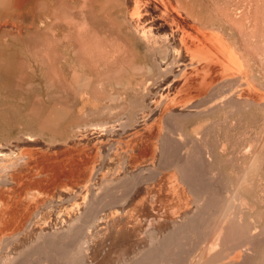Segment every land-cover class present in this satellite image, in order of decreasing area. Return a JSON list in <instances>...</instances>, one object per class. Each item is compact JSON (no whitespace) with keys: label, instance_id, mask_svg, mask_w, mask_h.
<instances>
[{"label":"rangeland","instance_id":"1","mask_svg":"<svg viewBox=\"0 0 264 264\" xmlns=\"http://www.w3.org/2000/svg\"><path fill=\"white\" fill-rule=\"evenodd\" d=\"M0 1H2L1 2L2 5L4 3H6V1H7L6 7H5V5H3L4 8L2 6H0V74H1L0 76H2L1 78H3V79L0 78L1 79L0 80V145L3 146V149L4 148L5 149L16 148V147H20V146L23 147L24 144H25L24 147H31V146H33V144L36 141L37 144L36 143L35 144L37 146L39 145L38 149L40 151H43L42 153H44L45 155H48V160L50 161V162L47 161V159L42 160L43 161V162L41 161L42 164L40 163L42 166L40 164H36V166L32 169V171L29 172L30 174L29 173L26 174V176L24 178L23 185H22V187H24V190L22 188L21 192L19 194H16V195H18L17 197H14L16 195H12L9 198V200H10V202H12V204L13 203L15 204L17 202L20 205V207H22L23 204L25 205L27 203H34L35 205H38L37 211L38 210L39 211L41 210V211H40V213L38 212L39 217H37V218H41L43 216V214L45 215L46 211H47L46 213H48V211H49L50 212V213H48L49 216H48V214H46L47 216H45V217L43 216V218H45V220H46L45 222L48 223V221H49L51 223V225H50V223H48V226L50 228L47 227L44 230V232H46V233L43 234V237H44V235H46L47 239H45L46 237L43 239L42 236L40 238H35L30 243V245L28 243L25 247L22 248L23 250L20 249L21 252L19 251V253L17 254L18 256L15 255L16 256V257L14 256L15 258L12 257L13 259L11 258L7 262L0 260V264H68V263L69 264H71V263L72 264H74V263L75 264H77V263L83 264L84 263L83 258H82V260L75 259V261H74V255L72 254L73 252H75L79 249L78 247H77L78 249L75 248L76 247L75 243L78 242L75 239L76 237H78V236H75V233L76 232L80 233L81 232L80 230L82 229V231H83L87 225L90 228V225L92 224L93 219L85 217L84 219L85 220L87 219L86 220L87 222L85 223V221H83V216H82V219L80 218L79 221L83 222V224L85 225V228H83L84 225L79 223V224H81V225H79L80 230L78 229L79 228V226H78L79 221H77V224H75L73 226L74 228L71 226L72 222H68L69 224H65L67 226V228L65 227L66 229L71 227L74 230H72V229L66 230V229H64V225H63V227L61 225L59 227L61 229L60 230L62 232L61 233L59 231V228H58L59 223L57 221V220H59L60 216L59 217H57V216L60 215V212L57 210L58 205L56 207V203H54V202L58 201V198L63 201V200H65V197L68 195H64L63 199H62V196H61V198H60V196L59 197L56 196V195H58L57 192L58 193L61 192L59 187H56L57 186L56 185V186L49 187L47 190H45L44 191L45 194L40 195L41 193H39V194L36 193L37 196H36V194H34V195L31 194L33 197L35 196L33 198L30 195V193H32L33 191H36V190H31V187L36 185V183H39L38 182L39 179L40 180L41 179H48L49 181L53 182V181H55V178L57 177L56 174H60L61 178H62V180L60 179L61 184L65 185L67 188H70L72 190H76V189L81 190V188L83 187V183H87V185H88V183L89 184L91 183L89 185V192L91 193V189H92L93 195L92 194L89 195V201H90L91 199H93L95 197L96 193L101 192V190L98 188H99V186H102L104 184V183H102V182H104V180L113 179V175H112L113 173L112 172L114 171V168L113 167L109 168V166H108L109 160H106V162H108V163H106L105 159L103 158V157L109 156L108 155L109 154L108 145H100L99 146V143L94 144V143L87 142V141L81 142L82 139H85V136L83 135V137H82V134L79 135L78 131H79V129L86 130V128H88V127H90V129H91V126L96 127L98 125V123H99V125H101V124L103 125V123H104V125H106V123L110 122L111 123V124L109 123L110 126L111 125L116 126L117 124H122L123 122H125V120H124L125 118H127L126 120H128L127 121L128 123L130 121V124H127V122H126L125 124H122V125L127 124V126L128 125L132 126V124H134L133 127L138 126V128H139L140 126H142V124H141L142 122H140V118L139 119H137V118L143 112L142 109L147 106V103L149 101H151V99L153 97L152 95H155V93L157 94L159 89H161L159 82H161V80L163 78H165V76L160 71L158 62L155 61L156 52H155V50L150 48V46L147 44V42L145 40H143L141 38V36H136L138 33L136 32L134 25L131 24L132 22H131L130 16H129L140 5L142 6L143 3L140 1V3H139L140 5H139L137 0H119V1L118 0H63V1L62 0L61 1L60 0H54V1H57L56 3H53L54 1L51 3L52 0H28V1L27 0H21V1L20 0H4L5 1L4 3H3V0H0ZM11 1H12V3H11ZM23 1H24V4H22ZM116 1H117V3L120 4V6H118L119 4H117ZM149 1L150 0H148V1L145 0L143 2L146 5L147 4L153 5L154 2H157L158 0H151L150 2ZM8 2H9V4H8ZM159 2H161V3H159ZM159 2H157L158 3L157 5L161 4L162 7L165 6L162 8L159 5V9L161 11L165 10V12L163 11L164 13L161 11H160L161 12L160 13L157 10L158 7L156 4L153 6L149 5V7L147 5V7L150 8V10L147 9L145 4L143 5V8L147 9L148 15L150 17H151V14H153L152 16L157 15L156 17L154 16L155 19H152V21L157 19L161 23V24L158 23L157 20H156L157 23L154 21V23L156 24L155 25L156 28L160 29L163 25L164 28L163 27L162 28L164 30L162 28H161V30L163 32L162 35L164 37H163V39H161L159 41V42H161V44H163V42L166 43V44H163V46L170 45L174 42V40H171L173 35L175 37L178 36L180 29L178 32L176 31V28L178 29V27H179V26H177V24L179 23V18H177V16L183 15L182 20L184 21V26L189 22L187 25L189 26V24H190V26L187 27V25H186V28H189L188 30L192 29V31H190L191 34H194V33L199 32V31L200 32L205 31L204 33L207 34L208 36H212V34H213L212 37L216 36L218 39H220V41L222 42V44L224 46V51H225V53H227L226 54L227 59L228 60L232 59L236 65L235 70H229V69H226L224 67V70H222V72H221L223 75L221 74L222 77L219 79V81L217 80L216 81L217 83L215 81L209 82L210 85L207 84V87H206L204 92H201V91L196 92V90H193L195 92L191 91L192 93H189L188 97H185V99L186 98L188 99L190 96H191V98H189L188 100L183 99V101L178 100V103L184 102L185 106L190 105V104L191 105L196 104V102L202 103L203 102L202 100H204V103H205V101L207 103V102H209L207 97L210 98L209 94H211V92H212V94L214 96L211 94L210 96L212 99H210V100L211 101L213 100L212 101V104H213V102L215 103L216 99L219 97L218 95H220L219 98H221V100H222L225 98V96L226 97L227 96H233V95L235 96V95H237L236 93L240 92V94H238L237 96L241 97L242 92L244 90H248L247 88H250V90H253V91L258 90L257 93L261 96V98H264L263 97L264 93L262 94V92H264V90H263L264 89V87H263L264 86V83H263L264 82L263 81L264 80V61H263V59H264V57H263L264 56V43H263L264 42V14H263V10H262V9H264V0H255V1L254 0H249V1L248 0H182V1L181 0H165V1L159 0ZM163 2L164 3L166 2V4H164ZM252 2H253V4H252ZM25 3H27V4H25ZM173 3H174V5H173ZM177 3H179L178 5H182L181 9H179L180 6H178ZM52 4H54V6H50ZM185 4L187 6L186 10H188L189 14H190L188 16H186V14H185L188 12L187 11L185 12L182 8L183 6L185 7ZM19 5H21V6H19ZM166 5L167 6L169 5V7H171V8L170 9L168 7L166 8ZM11 6H13L12 8H15V9H12ZM133 6H134V8H133ZM151 6H152V9L155 8L154 9L155 12H154V10L152 12ZM51 7H53V9ZM55 9H57V10L55 11ZM146 9L143 11V15H144V12L147 13ZM190 10H191V12H190ZM109 11H111V12L108 13ZM149 11H151V12H149ZM55 12H56V15H54L55 18H54V16L51 17V15L55 14ZM157 12H159V13H157ZM169 12L170 13L174 12V14L173 13L170 14ZM105 14H107V15H105ZM165 14L167 15V17H165ZM169 14L172 17L174 16L173 18L175 21L178 20L176 22V24H175V21L173 22V20H171L173 18L168 19V17H171ZM191 15H192L193 19H191ZM56 16L57 17L59 16V17L56 19ZM61 17H62V19H60ZM183 17L185 18V20ZM188 17H190V18H188ZM194 17H196V18H194ZM53 18L56 19L57 21L61 22L62 24L59 22L57 23L56 20L54 22ZM49 19L50 20L53 19V20L50 21ZM159 19H161V20H159ZM168 20H169L170 24L167 23ZM231 20H232V22H231ZM47 22H48V24H47ZM52 22L59 24L60 27H58V25L55 26V24ZM6 23L8 25H6ZM50 23L54 24V26ZM63 23H64V25H63ZM9 25H12L13 27L9 26ZM48 25L51 29L50 31L53 33V34L50 33L51 36L49 35V32H48L49 30L46 29V28H49V27H47ZM169 26H172V27H169ZM191 26H193V27L195 26L196 28L195 27L194 28L196 29V31ZM173 28H175V30ZM198 28H199V31H197ZM128 29L130 30L129 32L131 34H129ZM172 29L174 31L173 32L174 34L171 33ZM193 29H194V31H193ZM55 30H57V32ZM131 30H133V31H131ZM167 30H168V32H167ZM55 32H56V34H55ZM132 32H134L135 35L132 34ZM175 33H176V35H175ZM128 34L130 35V37L128 36ZM52 35L53 36L55 35V36L52 37ZM166 35H168V37ZM55 37H57L56 38L57 41H58V39L61 38L60 39L61 43L57 42L55 40ZM65 37H66V39H65ZM134 37H135V39L133 40ZM175 37H173V38L175 39ZM51 38L54 40H51ZM137 38L139 40H137ZM51 41H53L54 43ZM171 41H172V43H171ZM50 42H51V44H50ZM135 43H137V44H135ZM53 45L55 46L54 49L52 48ZM157 45H159V44H157ZM238 47H239V49H238ZM240 49H241V51H240ZM138 50H139V52H138ZM258 50H259V52H258ZM240 53H242V54H240ZM152 54H153V56H152ZM259 54L261 55L260 57H259ZM160 55L163 56L164 60H166L168 58L166 53H160ZM57 57H58V59H57ZM7 58L9 60L12 59V61L10 60L11 63L8 60L9 63H5V66H2L4 64V62L7 61ZM48 58L49 59L52 58V60L55 59V61H52L51 59L48 60ZM260 58L262 60H260ZM117 59H118V61H117ZM170 59L171 60H169V58H168L169 63H171L170 66L175 65V66H172L175 69L179 63L174 62L175 59H173V58H170ZM212 59H214V60H210V59L206 58L205 62H208V61H212L214 63L218 62V60L216 58H212ZM69 60H70V62H69ZM172 61H173V64H172ZM7 64H8V66L11 65L10 68L7 66ZM154 64H155L154 67H156L155 69L153 68ZM249 64H251V66L253 68L251 66H249ZM3 67H4V69H3ZM197 67H198L197 63L193 64V66L187 68V71L192 70V69L194 70ZM237 67L238 68L240 67L241 69L240 68L238 69ZM6 68H8V69H6ZM63 68H64V71H62ZM116 68H117V70H115ZM137 69H139V70H137ZM151 69H152V71H151ZM65 71H66V76H67L68 80H67L66 76L63 74V72H65ZM119 71H121V72H119ZM204 71H207V73L206 72L204 73V76H207V77L209 75L214 74L213 70L211 68L209 71V67L204 69ZM249 71L250 72L252 71V73H249ZM53 72L54 73L57 72V73L54 74ZM111 72H112V74H111ZM141 72L143 73V76L141 75L142 74ZM254 72L256 73V75L258 77L255 75ZM258 72H259V74H258ZM67 73H68V75L70 73H72L71 75L73 77L72 76L68 77ZM226 73H229V75L228 74L225 75ZM231 73L233 74L232 77H231ZM235 73H239V76H237ZM52 74H54V76ZM144 74H145V76H144ZM241 74H243V75H241ZM262 74H263V79L259 80V77L261 78ZM124 75H126V76H124ZM244 75H246L247 80H251L250 82L253 84H251L249 81H247L246 78H243V77H245ZM252 75L253 76L255 75L256 78H258V80H257L258 82L256 81V79H254L255 76L253 77ZM123 76H124V79H123ZM248 76H249V78H248ZM125 77H128V78H125ZM135 77L136 78L139 77V78L136 79ZM88 78H90L91 80ZM238 78L243 79L239 82H242L243 84H246V85L242 84L240 86L239 85L240 83H237ZM145 79H146V81H145ZM202 80L203 79H198L197 82L200 83V82H202ZM226 80H228V81H226ZM232 80H236V83H237L236 86H235V81H233V83H232V84H234L232 89L234 91H236L238 89L236 92H234L233 90L230 89L231 88L230 86H232V84H231ZM244 80L246 83L244 82ZM254 80H255V82H253ZM116 81H119L118 82L119 84H116L117 83ZM224 81L226 82V83H224L225 85L228 82H230L229 88H227L228 86L224 87V85L223 86L221 85V83H223ZM259 81H260V83H263V86L261 85L262 88H260L259 84L256 85V82L259 83ZM261 81H263V82H261ZM114 82H116V83H114ZM248 82H249V84H247ZM122 83L124 86L127 85L126 88L123 87ZM141 83H142V85H141ZM112 84H113V87L111 86ZM250 84H251V87H250ZM139 85H140V88H139ZM247 85H249V86H247ZM115 86L117 88H115ZM121 86H122V88H120ZM132 86H133L134 90L131 88ZM208 86H210V87H208ZM237 86H239L241 88H239ZM86 87L88 88V90ZM194 87H195V89L198 88L197 85H194ZM236 87H237V89H236ZM127 88H128V90H126ZM137 88H138V90H136ZM216 88L217 89L221 88V89H223V91L225 90L227 93L229 90V92L231 91L232 94L234 92V94L232 95L231 93L230 94L226 93L227 95H224L225 91L223 93L222 90H218L216 92H220V94L216 95V93L215 94L213 93V90H216ZM115 89H117L118 91ZM139 89H141V90H139ZM157 89H158V91H157ZM113 90H115L117 92V94ZM160 91H162V90H160ZM118 92L120 93V95H118L119 94ZM121 92H123V93H121ZM199 92H200V95L198 94ZM113 93H114V97H110V96H113ZM194 93H197V95ZM221 95H223V96H221ZM106 96H108V97L106 98ZM119 96H121V97H119ZM128 96H129V98H128ZM237 96H235V97H237ZM215 97H217V98L215 99ZM115 99H117V100L115 101ZM144 99H145V101H144ZM108 100L112 101V105H111V102ZM113 101L116 103L113 104ZM117 101H118V103H117ZM236 101L239 102L241 100H236ZM216 102H218V101H216ZM262 102H264V101H262ZM240 103L241 102H239L238 104L235 103L236 106H233V104H231L230 112L226 111V108H228L227 110H229L230 105H228V107L226 106V104H224L225 106L223 105L222 107L220 105H217L219 108H221V109H219V111L220 110L221 111L223 110V111L219 112L218 110H216L218 107L212 108L213 111L216 110L218 113L216 114V111H214L217 116H214L215 114L210 116L211 112L214 113L211 110V107L212 106L216 107V106L212 105L209 102V104H211V105H209L210 108L208 107V104H206L207 107L203 106L202 107L203 109L200 108L201 109L200 111L198 110L199 109L198 108L197 109L198 111H196V113H193L194 115L191 113L190 114L188 113V115H187V113H186V114H183L185 117L181 115L182 118L181 117L178 118L176 116L175 120H174V117H172L173 121H172V118L169 120L170 125L172 122V126H173V127L171 126L172 129H174V126L177 127V130H175V132L178 131L179 132V133L177 132L178 134H180V133L182 134L183 131L185 130V133H187V134H184V136L183 135L182 136L185 137V139L192 140L191 146H188L189 149H188V147H186L187 149H185V150L189 151L188 156L186 154L187 152H185V151H184L185 154L179 152L180 149L178 148V144L176 141L173 140L174 142L172 141V143H169V142H171V140L173 138L171 139L169 137V139H171V140H168V139L166 140L164 137H162L163 139L159 138V141L161 143L158 141V144L161 147L163 146L162 145L163 143L167 144V145H165L167 147L164 146V149H163V147L160 149L165 150V152H166L165 155L169 152V154L166 155L169 157V159L170 158L175 159V160H177L176 158H184L185 159V157L187 156L186 159H188V164H189V165L186 164L187 169L189 170L192 168L193 172L190 170L189 171L194 174L193 175L191 173L192 176L188 177L189 179L193 178L191 180L192 184H194L193 181H195L194 176H196V178H199L201 176V173H202V175L205 174L201 177L208 176L207 174L209 173V176L211 177L210 179H212L214 177L213 175H215L216 180H214L215 178H213V180L208 181L207 179H209V178H206V181H202V180H200L202 178L201 177L199 178L200 183L202 182L205 185V186L204 185L200 186V187H202L200 190L203 189L202 192H204V189L208 190V191H205L206 197H208L207 195L213 196V194H215L214 196L217 195L216 200L218 199L217 200V202H218L220 200V198H224V196L227 195L228 193L232 194V192L233 193L235 192L234 195H237L239 198H242L243 200L246 197L245 198L246 202H249V203L252 202L251 204H253V202H254V204L252 206L253 207L255 206L256 208L255 209L253 208V210H251L252 208L249 209L252 215L250 214L249 210H247V209L245 210L246 207L244 208V206L241 207L242 211L240 209V211H241L240 213H239V209H237V208H236L237 212H236V209L233 210V212L234 211L236 212V213L234 212L236 216L234 215V217H233V215L231 214L230 220L232 221L233 218H235V217L240 218V216H241L242 217L241 219L243 221L242 222L241 220H238L237 218H235L236 220H234V221L235 222L240 221L239 222L240 225L233 227V226H235L236 223L234 221H232L233 222V224H232V222L230 221V222H227L225 225L224 221L226 218L224 217V215H222V213L217 211L221 207L219 202L221 203L222 200L216 204L214 202V200H215L213 198L214 196L208 197V201H206L205 203L210 204L211 203V202H209V201H211V200H209L210 198H213L212 202H214V203H212L213 205L210 204V206H206V208H205L206 211L211 210L210 212H206V211H203V212L209 213V214L212 212L213 216L209 215L212 218L208 219L207 218L208 215L203 214L204 215L203 218H207V219H205L206 221L203 219L201 220V217H202V215H201V217L199 218L200 220L198 219V223H199V221H200V223H202L201 221H203V223H205V224L202 223L201 228L193 226L191 228L192 232H190V230H191L190 229L187 233H185L186 237L184 238V240H182V239L185 236V234H184V236L181 237V240H182V241H180V243L182 242L181 244H177V242L179 243V241H178V240H180V238H179L178 240L176 239L174 241L173 244L175 246H173L172 248H170V249L168 248L166 250L161 249L165 253L164 252L162 253L161 250L159 252H157V253H159L157 256L158 257L161 256L164 259L163 258L162 259L157 258L159 260L156 261L157 256L153 257L154 255H156V253L153 254V256H151L150 260L146 259L148 261L153 260V262H152L153 264H175V263L180 264L182 262V259L187 257L188 252H189L188 254H190V255L192 254L190 256V258L193 256H196L197 254L200 253L201 250L210 248V246L212 245V242L214 240H216V238L218 239L217 242L220 244L217 243V245L215 246V250H217L218 253L220 252V259L221 260L217 261L216 263L211 262L210 264H222V262H223V264H225L226 262H230V261H232V262L227 263V264H233V262L235 261V258H236L235 263L239 264V263H237V257L239 256L238 257V261H239V259L241 260L242 258H244L248 254L247 251L249 252L251 250L252 251L249 252V254L251 255L250 256L251 258H248L246 256L247 258L246 259L244 258L243 262L242 263L240 262V264H247V263L248 264H264V152H263L264 148H262V147H264L263 146L264 145L263 144L264 143L263 142L264 141V139H263L264 138V135H263L264 134V130H263L264 129V126H263L264 125V119H263L264 118V116H263L264 104H262L260 106L259 105L255 106L256 105L255 104L254 110L251 108L253 106L249 105L250 106L249 110L244 111V109H247V105H244V104L242 105ZM114 106H116L115 110H114V108H112ZM232 106L235 108L237 107L238 110H240V113L238 110L236 112L235 108H233L235 110H232ZM258 106L260 108L262 107L261 109L263 111H261V109ZM104 108L108 109L107 111L105 110L106 112L103 111V112H105V114L102 113V110ZM111 108L114 110L112 112H116V111L117 112L116 113L111 112V114H110V111L112 110ZM123 108L126 111H124ZM208 108H209L210 112L208 111ZM250 108H251V110H250ZM58 109L62 113H60ZM224 109H225V112H224ZM119 110L123 114H121L119 112ZM136 110H137V112H136ZM231 111L233 114L231 113ZM204 112L206 113V116H208V114H210L209 116L212 118L209 119L210 118L209 116H208L209 118L205 116L203 118V120L202 119L200 120L199 118L203 117V116H201V114ZM198 113L199 114L201 113V114L199 115ZM112 114H114V115H112ZM125 114L128 117H126ZM195 114L196 115L198 114V116L194 118V116H196ZM109 115H112V117ZM189 115H193V117L191 118V116H190V118H189ZM186 116L189 119H187ZM227 116L228 117L230 116V118H232V119H230V122L232 120V124L229 122V118H227L228 121H225V117H227ZM231 116L235 117L234 118L235 121H234L233 117H231ZM236 117L238 119H236ZM120 118H123V119L121 120ZM58 120H59V122H58ZM102 120H104L103 123H101ZM116 121H117V123H116ZM121 121H123V122L121 123ZM136 121H138V122H136ZM236 121H238V122H236ZM228 123H230V124L228 125ZM86 124L88 125L87 127H86ZM208 125H210L209 128H207ZM236 125H238V127H236ZM117 126H120V125H117ZM198 126H200V127H198ZM213 126H215V128ZM253 126H254V129H253ZM162 127L164 129L166 127V123H163ZM176 127H175V129H176ZM182 128L184 130H182ZM250 128H251V130H250ZM256 128H258V129H256ZM132 129H134V128H132ZM233 129H234V131H233ZM180 130H181V132H180ZM260 130H261V132H260ZM74 131L75 132L77 131L76 134L78 133L77 134L78 136L75 134ZM203 131H205V135H204ZM248 131H249V133H248ZM193 133H195V134H193ZM202 133L204 136L202 135ZM247 133L249 134L248 135L249 141L247 140ZM175 134L173 136H175ZM178 134L176 136H178ZM181 134H180V137H181ZM189 134H190V136H189ZM74 135H76L77 137H75ZM123 135H124V133H123ZM192 135H193V138L191 137ZM258 135H260V136L263 135L262 136L263 138L261 137V139H260V136L258 138ZM205 136H207V137H205ZM238 136H240L239 139L241 141L238 139ZM256 136L258 139H256ZM30 137H32V138H30ZM180 137H177V138H180ZM183 137H181V138H183ZM253 137H255V138H253ZM28 138H30V139L28 140ZM77 138H78V140H80V139L81 140L79 142L75 141V139H77ZM125 138L126 137H124L123 140H125ZM23 139H25V140L23 141ZM32 139H34L33 140L34 142L32 141ZM227 139H228V141H227ZM236 139H238V140L236 142H234ZM21 141H22V143H21ZM67 141H68L69 145H67L68 143L66 144ZM74 141H75V143L73 144L72 142H74ZM255 141H256V144H255ZM188 142H190V141H188ZM193 142H195L196 144ZM200 142H202V143H200ZM220 142H222V144ZM30 143H32V144H30ZM198 143H200V144H198ZM245 143H247L248 145ZM257 143H259V144H257ZM15 144H17V145H15ZM43 144H44V146H43ZM132 144H133V146H135L134 152L138 151L139 150L138 147L140 148V146H139L140 143L135 144V139H133ZM197 144L199 145V148H201V150L205 152V153L203 152V154H205V155L204 156L202 155L203 158L205 157L204 160H206L205 163L203 161L204 164H202L199 161L197 163V159H199L201 157L200 156L199 158L196 159V157H197L196 154L200 155L199 153L201 152V151L200 152L197 151L198 150ZM203 144H204V146H203ZM209 144H210V146H208ZM241 144H243V145H241ZM251 144L252 145L254 144V146H252ZM4 145H6V147ZM168 145H169V147H168ZM173 145H175V146H173ZM200 145H202V146H200ZM219 145H220L219 150H217ZM225 145L226 146L228 145L229 147L228 146L226 147ZM250 145L252 147H254L253 149H255V147H256V149L254 151L257 150L259 152H253V150L251 153L246 152L247 155L250 157L245 158V151L248 150ZM240 146H241L243 151L241 150V148H239ZM83 147L86 150H85V154H81L82 157L80 156V159L82 158V160L84 159V161H90L91 163H90L89 167H87V168L84 167L85 168L84 169L80 165L70 164L69 165L70 168H69V166L64 165V166H62V168L57 167L58 170H57V168L53 170L51 164L55 163L56 161H59V160L64 161L66 159L65 157L69 154V149H71V148L81 149ZM103 147H105L104 150H102ZM171 147L172 148L174 147V148L171 149ZM190 147H192V148L190 149ZM222 147L226 148V150H228V151L227 152H226V150L224 151V149ZM169 148L171 149V151ZM259 148H261L263 151L259 150ZM192 149H193V151H192ZM220 149L222 151L226 152V154L228 152L230 154L229 153H228V155L223 154L224 152H222ZM238 149H240V151ZM194 150H196V152H194ZM209 150L215 151L216 153L211 152L212 155L211 154L208 155V153H210ZM233 150H235L236 152L234 153ZM87 151L90 152V156L93 157L92 159H87L88 155H89V153ZM105 152H107L106 153L107 155H105ZM192 152L195 153V155ZM197 152H199V153H197ZM240 152H242L244 154V156L242 153L240 156L239 155ZM236 153L240 156V159H239L238 155H237L238 157L235 158ZM173 154L177 155V156L174 155L176 158L173 157ZM182 154H184V155H182ZM190 154H192L191 155L192 158L190 157ZM201 154H202V152H201ZM251 154L254 155V156L252 155L253 158L251 157ZM86 155H87V157H86ZM96 155H98V156H96ZM180 155H182V156L178 157ZM233 155H235V157ZM255 155L257 158L255 157ZM214 156H215V158H213ZM259 156H260V158L258 161L257 159ZM51 157L54 158L52 161L50 160ZM73 157H74V155H73ZM83 157H86V159ZM193 157L195 158L194 159L195 162H193L194 168L192 167V165H190V162H189L193 159ZM208 157H211L212 159H210ZM203 158H202V160H203ZM248 158H250V159H248ZM236 159H238L239 161ZM242 159L243 160L245 159L247 161V163L248 162L250 163L251 161H252V163L245 165L246 161L244 160L245 161L244 162ZM150 160H151V158H148L146 162H150ZM211 160H214V161H211ZM240 160L242 161V163H245V164H242ZM45 161H47V162H45ZM73 161H75V159H71L70 163H72ZM94 161L96 163H94ZM200 161H201V158H200ZM235 161H236V163H235ZM208 162H210V163L208 164ZM255 162L257 164H255ZM102 163H104V165ZM200 163L204 167L200 166ZM211 163H212V165H211ZM94 165H95V167H94ZM102 165H103V167H101ZM195 165H197V166H195ZM251 165H253V167H254L252 170H250L252 168ZM44 166H46V167H44ZM211 166H213V167H211ZM244 166H247L244 168L245 170L249 167L248 168V172H250L249 174H248L247 170L246 171L243 170ZM188 167H190V168H188ZM208 167H210L211 169L209 168V170H208ZM98 168H100L101 170ZM204 168L205 169L207 168L206 169L208 171L207 173H204V171L206 172V170ZM74 169L77 170V171H75L76 173L79 172L78 173L79 177L76 174L77 175L76 177L78 178V180H75V182H72L71 181L72 179L69 178L67 173L71 172V170L74 171ZM86 169H87V171H86ZM89 169H92L91 173H93V174L90 173L91 175H89V178H90V176H91V178L90 179L87 178L86 179L87 181L86 180L84 181L83 176L86 175L85 173H88L90 171ZM97 170H98V172H96ZM211 170H212V172L210 173ZM101 171H104L103 178H104V175H105V177L106 176L107 177L104 179L101 178V180H99V179L97 180L98 176L100 175L99 173ZM189 171H186L187 172L186 174H189L190 173ZM195 171H196V173H195ZM241 172H243V173H241ZM215 173H217V174H215ZM150 174L151 173H149V172H145V175H147V176L148 175L150 176ZM244 174L247 175V178L244 177L245 176ZM96 175H98L97 178H96ZM198 175H200V176L197 177ZM216 175H217V177H216ZM188 176H190V174ZM81 177L83 179H80ZM243 177L245 179H243ZM249 177H250V180H248ZM92 179H94V180H92ZM217 179L220 182H218ZM36 180H37V182H36ZM98 181H101V183ZM199 181H197V183ZM243 181H245L246 183H243ZM98 183H99V186L97 185ZM197 183H195L196 187H194V188L199 187ZM200 183H199V185H200ZM95 184H96V186H95ZM31 185H33V186H31ZM203 187H206V188H203ZM233 188L234 189L236 188V189L234 190ZM23 191H24V194H22ZM223 192H225L224 195H223ZM209 193H211L212 195H210ZM38 195H40L41 197H39ZM100 195H101V197H103L101 193H100ZM221 195H223V197H221ZM244 195H245V197H244ZM31 197L33 198V201L31 200ZM38 198H39V200H38ZM97 198H100L99 194L97 195ZM74 199H75L74 201H78L77 198H74ZM109 199L107 198V200H109ZM51 202L56 207V210L54 207H53L54 210L51 207H47L48 205L46 207L48 209L49 208L52 209L53 211L47 210V208L45 210L44 209L45 205L47 203L52 204ZM59 202H60V200L58 201V203ZM105 202H106L105 200L101 201V205L103 206V204H105ZM214 204H216V207L218 204L220 205V207L218 209H214L215 212L212 211L213 207H215ZM207 207L208 208L211 207V209L207 210ZM243 209L247 213L245 211H243ZM43 210H45V212ZM81 210H82L81 212L84 213L86 211V208L82 207ZM52 212H54V213H52ZM58 212H59V214H58ZM242 212H243V214H242ZM244 212L246 213L247 216L249 213L250 216H248V217H250V218H244V216H245ZM55 213H57L56 214L57 219L55 217ZM82 213L80 215H85V213L84 214H82ZM205 215H206V217H205ZM237 215H240V216H237ZM7 216L8 215H6V217ZM78 216L74 217V218L78 219ZM247 216H245V217H247ZM52 217H54L55 219H52ZM213 217L215 218V220ZM222 218H224V219H222ZM47 219H48V221H47ZM243 219L248 220V221L245 220V222L247 224L249 222L248 226H247V224H245ZM14 220L16 221V218H14ZM54 220L56 222V223L54 222L56 225L58 223L57 228H56V226H54L55 224H53ZM91 220H92V222H91ZM18 221L19 220H17V222ZM238 222L236 225H238ZM241 224L243 225V227ZM250 224L252 225V228L254 226V228L252 230L249 229V228H251V226L249 227ZM244 225L249 227V228L245 227ZM76 226L78 228L75 230ZM200 226H201V224H200ZM203 226H205L204 228L205 229L207 228V230H205L203 228ZM222 226L224 228L222 229V231L220 233V229ZM255 226H256V230H255ZM195 227H196V229H195ZM53 228H54V230H53ZM55 228H56V230H55ZM208 228H209V230H208ZM245 228H247L246 230L249 231V232L247 231L248 233L245 232L246 231ZM48 229H50V230H48ZM86 229H87V231L89 230L88 228H86ZM86 229L84 230V232H82L83 237L81 234L79 236L80 238L82 237L83 239L81 238L82 239L81 240L78 237L79 242H80V240L83 241L85 236H86V233H88L86 231ZM199 229L204 230V231L200 232V234H202V235H200L199 232L196 233V235L197 234L200 235V236L197 235L199 239H201L200 237H202L201 240H199L197 237H195L196 235L193 234V231L195 233V231H197ZM225 229H227V231ZM242 229H244L245 231L243 230V233L241 234L239 232H241ZM254 230L256 232L257 231H259V232H257V233L253 232ZM56 231H57V234H53V233H56ZM63 231H64V233H63ZM66 231L69 232V233L67 232V235H68L66 237L67 241H69L71 239L70 241L72 242L73 238H70V236H72V235L75 236L74 239L76 240L75 243H73L72 245H70L68 243L69 245H66L68 247H65V245H64L65 244L64 242L67 243V241H64V239H65L64 235H65ZM206 231H207V233H205ZM250 231H252V232L250 233ZM5 232L6 233L8 232L9 234L7 233L8 234L7 235ZM19 232L22 233L21 230L20 231L18 230V231H15L12 233L11 231H8L5 227L0 226V255H1L2 251L3 252L5 251L4 250L5 249L4 242L6 241V239L12 238L17 233H18L17 235H22V234H19ZM48 232H50V233H48ZM261 232H262V234H261ZM188 233L190 235H188ZM232 233L234 234V236ZM249 233H250V236H252L251 238L254 237L253 240L250 239ZM255 233H256V235H255ZM243 234H246L249 237L245 236ZM50 235H53V239H54V241H56L55 243H57V244L54 243L53 239H52L53 242L51 241L52 243L49 242L50 239L48 240V238H52V237H50ZM56 235H57V237L54 238V236H56ZM58 235H60V236L58 237ZM192 235H193V237H191ZM60 237L62 240L60 239ZM257 237H259V238H257ZM57 238L59 241L56 240ZM68 238H70V239L68 240ZM246 238H249V240H247ZM256 238H257V241H259V243L256 242ZM40 239H42L44 241H42ZM39 240H40V242L41 241L42 242L41 243L39 242L40 245L38 247L39 243H37V242ZM251 240H252V243H251ZM261 240H263V241L261 242ZM62 241H64V242H62ZM235 241H236V243H235ZM240 241H244V243L240 242ZM245 241H247L246 244H245ZM34 242H36L35 245L37 246V248L35 245L34 246L32 245V244H34ZM73 242H74V240H73ZM197 242H198V244H197ZM227 242H229V243H227ZM231 242H232V244L234 243L232 246H230ZM48 243H50V244L48 245ZM61 243H63V244H61ZM78 243H76V245ZM235 244H237L238 247ZM238 244H240V245H238ZM259 244H260V246H259ZM31 245H32L33 249L31 248ZM79 245H81V244H79ZM79 245H77V246H79ZM252 245H254V246H252ZM69 246L73 250L75 249L74 251L71 249L72 253H69V252H71V250L68 252V250L70 249ZM195 246L199 250L198 251L194 250V253H193V249H195ZM233 246H234V249H233ZM236 247L239 248L240 250L237 249ZM251 247H253L254 249H252ZM27 248L29 251L28 253H27V251H25ZM67 248H69V249H67ZM84 248H86V247L84 246ZM165 248H167V247L165 246ZM225 248L226 249L228 248V250L229 249L230 250L232 249V250L229 252H228V250L223 252V249H225ZM235 248H236V252H235ZM242 248H245V249H243V252L241 251ZM247 248L248 249L250 248V249L248 250ZM182 251H183V254H185L184 256L182 254ZM190 251H191V253H190ZM233 251L235 254L233 253ZM238 251H240V252H238ZM253 251L256 255L253 253ZM22 252H26L23 254V257L21 256ZM160 252H161V254H163V256L160 255ZM177 252L181 253L182 254L181 256H183V258H180V256L179 257L177 256L178 257L177 258L176 257ZM225 252H228V253L225 254ZM230 253L232 254L233 258H231ZM236 253L238 254V256L236 255ZM224 254L226 257L224 256ZM242 254H244L245 256H241ZM249 254H248V256H249ZM69 255H71V256H69ZM174 255H175V258H174ZM178 255H180V254H178ZM235 255H236V257H235ZM19 256L21 258H19ZM67 256H69V257H67ZM84 257H86V256H84ZM65 258H68V259H65ZM69 258L70 259L73 258V259L70 260ZM176 258L177 259L180 258L181 260L180 259L179 260L181 262L178 260L176 261ZM86 259H87V257H86ZM86 259H85V262L88 261ZM172 259L175 261H173ZM161 260H162V262H161ZM225 260H227V261L224 262ZM244 260H246V261L244 262ZM184 261H186L187 263ZM184 261H183V264H185V263L188 264L189 259L188 260L185 259ZM147 262H145V263L146 264L151 263V262H148V263Z\"/></svg>","mask_w":264,"mask_h":264},{"label":"bare ground","instance_id":"2","mask_svg":"<svg viewBox=\"0 0 264 264\" xmlns=\"http://www.w3.org/2000/svg\"><path fill=\"white\" fill-rule=\"evenodd\" d=\"M21 1V0H20ZM28 1V0H27ZM54 0H52L51 1V3L53 2ZM61 1V0H60ZM63 1V0H62ZM119 1V0H118ZM138 1V4L140 3V1L143 3H141L142 4V6L140 5H138L137 7V9L135 10V11H133L129 16H130V20H131V24H133L134 25V27H135V29H136V32L138 33L136 36H141V38L143 39V40H145L146 42H147V44L150 46V48H152L153 50H155V52H156V55H155V61L156 62H158V64H159V69H160V71L164 74V76H165V78H163L162 80H161V82H159L160 83V86H161V89H159V91H158V89H157V94L155 93V95H152L153 97H152V99H151V101H149L148 103H147V106L145 107V108H143L142 110H143V112L140 114V116L137 118V119H139L140 118V122H142L141 124H142V126H140L139 128H138V126H134L133 127V125L134 124H132V126L130 125H128L127 126V124H130V121H129V123L127 122L128 120H126L127 118H125L124 120H125V122H123V121H121V123L122 124H125L126 122H127V124L126 125H122V124H117V125H120V126H115V125H109V123H106V125H104V123H103V121L104 120H102V122L101 123H103V125L101 124V125H99V121L97 122L98 123V125L96 126V127H92L91 126V129H90V127H88V128H86V130H81V129H79V131H78V133H79V135L80 134H82V137H83V135L85 136V139H80L81 140V142L82 141H87V142H91V143H94V144H97V143H99V146L100 145H108V152H109V156L107 157H103L104 159H105V162H106V160H109V163L108 162H106V163H108V166H109V168H111V167H113L114 168V171L112 172L113 174V179H110V180H104V182H102V183H104L102 186H99V183L97 184L98 186H99V188L98 189H100L101 190V194H102V196L103 197H101V195H100V193H96L95 194V197L93 198V199H91L90 201H89V195L90 194H92L93 195V193H92V189H91V193L89 192V185L91 184H89L88 183V185H87V183H83V187L81 188V190H77L76 188V190H72V189H70V188H67L65 185H63V184H61V181H60V179L62 180V178H61V175L60 174H56L57 175V179L55 178V181H53V182H51V181H49L48 179H39V183H36V185H31V186H33V187H31V190H36V191H33L32 193H30V195L31 194H39V193H41L40 195H42V194H45L44 193V191L45 190H47L49 187H52V186H56V187H59V189L61 190V192L60 193H58L57 192V194L58 195H56V196H60V198H61V196H62V199L64 198L63 196L64 195H68V196H66L65 197V200H61V199H59L58 198V201L60 200V202L58 203V201H56V202H54V203H56V207H57V205H58V211L60 212V215H58L57 217H59V220H57L58 221V223H59V226H58V228L62 225V227H63V225H64V229H66L67 228V226L65 225V224H69L68 222H72V224H71V226L73 227L75 224H77V221H79V219L81 218L82 219V216H83V221H85V223L87 222L84 218L86 217V218H92L93 219V222H92V220H91V222H92V224L90 225V228L88 227V225L86 226V228H88L89 230L87 231V229L85 228V225L83 224V222L81 221H79L78 222V226L79 225H84L83 226V228H85L86 229V231L88 232V233H86V236H85V238H84V242L83 241H81L83 238V234H82V232H84V230L82 231V229L80 230V226H79V228L76 226V228H75V230L78 228L81 232L79 233H75V236H80V234L82 235V239L80 240V242H79V240H78V237H76L75 238V236L74 235H72V236H70V238H73L72 239V242L70 241L71 239L70 238H68V240L69 241H67V232L68 231H66V233H65V235H64V238L66 239H64V241H67V243L66 242H64V241H62V242H64L65 244V247H68V246H66V245H72L73 243H75V241L77 240L78 242H76V243H78L77 245H79V244H81V245H79V246H77L76 245V243H75V248H77L78 250L77 251H75V252H73L72 253V248L70 247V249L69 248H67V249H69L68 250V252L71 250V252H69V253H72L73 255H74V261H75V259H77V260H82V258H83V260H84V263L83 264H144L145 262H147L148 260H150L151 259V256H153V254H155L156 253V255H154L153 257H156L159 253H157V252H159L161 249H163V250H166V249H170V248H172L173 246H175L173 243H174V241L177 239H179L180 238V240H178L179 241V243L177 242V244H181L180 243V241H182V240H184V238L186 237V234L185 233H187L193 226H196V227H199V228H201L202 227V223H203V221H201L202 223H200V221H199V223H198V219L201 217V215H202V217H201V220L203 219V220H205V219H209V218H212L211 216H209V215H212L213 213L211 212L210 214L209 213H205V212H203V211H206L205 210V208H206V206H210V204L211 205H213L212 203H218L219 201H221L222 200V202L220 203L219 202V204L221 205V207H220V205L218 204L217 205V207H216V204H214L215 205V207H213V209H212V211H214L215 212V210L214 209H218L219 207V210H217V211H219L220 213H222V215H224V217L226 218L225 219V221H224V223H225V225H226V223L227 222H230L231 220V218H230V216H231V214L233 215V217H234V215H235V213L237 212V209H239V213L242 211V206H244V208H245V210L247 209V210H249V209H251V210H253V208L255 209L256 207L254 206H252L253 204H254V202H253V204H251V203H249V202H246L245 200V195H244V200L242 199V198H239L237 195H234L235 194V192L233 193L232 192V194H230V193H228L227 195H225L224 196V198H220V200L217 202V200H216V197H217V195L216 196H214L215 194H213V196H209V195H207L208 197H213L215 200H214V202H212V199L213 198H210L209 200H211V201H209V202H211L210 204L209 203H205L206 201H208V197H206L205 195H206V192L205 191H208L207 189H204V192H202V190H200L202 187H200V186H202V185H204L202 182V184L200 183V181H199V178L201 177V176H203V175H205V174H203L202 175V173H201V176L200 175H198L197 177H199V178H196V176H194L195 178H194V180L195 181H193V183L194 184H192V179H189L188 177H191L192 176V172H193V170H192V168L191 169H189L190 171H192V172H190L188 169H187V166H186V164H188V159H186L187 158V156H188V153H189V151H187V150H185V149H187L186 147H188V146H191V141L192 140H188V139H185V137H183L184 136V134H187V133H185V130L182 128V130H184L183 131V133L181 134V137H183V138H181L180 137V134H178L179 132L178 131H176L175 132V130H177V127L176 126H174V129H172L171 128V126H172V122H171V125H170V119L172 118V117H174V120H175V117L177 116L178 118L179 117H181V115L182 116H184L183 114H186L187 113V115H188V113L190 114H193V113H196V111H200L201 109L200 108H202L203 106H205V107H207V105L206 104H208V107H209V105H211L212 104V101L210 100V99H212L211 98V94H212V92H211V94H209V97L210 98H208L207 97V99L209 100V102L211 103V104H209V102H207L206 103V101H205V103H204V100H202L203 102L202 103H197L196 102V104H190V105H187V106H185V103L183 102V103H178V100H182L183 101V99H185V97H188V95H189V93H192V92H195V91H193V90H196V92L197 91H201V92H204L205 91V89H206V87H207V84H209V82H216L217 80L219 81V79L222 77V70H224V67L226 68V69H229V70H235L236 69V65H235V62L231 59V60H228L227 59V53H225V51H224V46H223V44H222V42L220 41V39H218L216 36H214V37H212L213 36V34H212V36H208L207 34H205L203 31V33L202 32H200L199 31V28H198V30L197 31H199V32H196V33H194V34H191V32L190 31H192V29L191 30H188L189 28H186V25L189 23L187 20V24L184 26V21L182 20V16H180V15H178L177 16V18H179V23L177 24V26H179L178 27V29L176 28V31L178 32L179 31V29H180V32H179V34H178V36L177 37H175L174 35H173V37H175V39L172 37V39L171 40H174V42L172 43V41H171V43L172 44H170V45H166V46H163V44H166V43H164L163 42V44H161V42H159L161 39H163V32H162V30H161V28L163 27V25H162V27L159 29V28H156L155 27V23H154V21L156 22V20H154V21H152V19H155V17L157 16H152L153 14H151V17L148 15V11H147V9H149L150 10V8H148L149 7V5H152V4H147L148 5V7H147V5L143 2V1H145V0H137ZM136 1V2H137ZM146 1H148V0H146ZM151 1V0H150ZM149 1V2H150ZM165 1V0H164ZM182 1V0H181ZM249 1V0H248ZM255 1V0H254ZM1 2L2 1H0V4H1ZM5 1L3 0V3H4ZM14 2V1H13ZM50 2V1H49ZM57 1H54L53 3H56ZM133 2V1H132ZM135 2V1H134ZM157 2H159V0L157 1ZM157 2H154V4L153 5H157L158 3ZM167 2V1H166ZM166 2L164 3V4H166ZM170 2V1H169ZM179 2V1H178ZM6 3H7V1H6ZM6 3H4L3 5H5V7L7 6L6 5ZM11 3H12V1H11ZM64 3V2H63ZM116 3H117V1H116ZM147 3V2H146ZM159 3H161V2H159ZM255 3V2H254ZM261 3V2H260ZM8 4H9V2H8ZM22 4H24V1L22 2ZM21 4V5H22ZM25 4H27V3H25ZM58 4V3H57ZM117 4H119V3H117ZM146 5V7H147V9L146 8H143V5ZM179 3H177V5H178ZM182 4V3H181ZM252 4H253V2H252ZM259 4V3H258ZM3 5L1 4L0 6H2L3 7ZM21 5H19V6H21ZM93 5V4H92ZM152 5V6H153ZM160 5V7H162L161 6V4H159ZM159 5H157V7H158V11L160 12L161 10L159 9ZM173 5H174V3H173ZM50 6H54V4H52V5H50ZM118 6H120V4L118 5ZM122 6V5H121ZM152 6H151V9H152ZM178 6H180L179 7V9H181V6L182 5H178ZM261 6V5H260ZM13 6H11V8H12ZM115 7V6H114ZM145 7V6H144ZM156 7V8H157ZM163 7H165V6H163ZM162 7V8H163ZM171 8V7H169V5L167 6L166 5V8ZM4 8V7H3ZM23 8V7H22ZM52 9H53V7H51ZM133 8H134V6H133ZM183 8V10L186 12H188V13H185L186 14V16H188V15H190L189 14V11L188 10H186L187 9V6H186V4H185V7L183 6L182 7ZM185 8V9H184ZM12 9H15V8H12ZM117 9V8H116ZM146 9V11H147V13L146 12H144V15H143V11ZM155 9V8H154ZM154 9H152V12H153V10ZM168 9V10H169ZM176 9V8H175ZM8 10V9H7ZM10 10V9H9ZM57 9H55V11H56ZM115 10V9H114ZM156 10V11H157ZM163 10V9H162ZM263 10V14H264V9H262ZM12 11V10H11ZM10 11V12H11ZM97 11V10H96ZM103 11V10H102ZM101 11V12H102ZM122 11V10H121ZM164 12H165V10H163ZM163 11H161V12H163ZM181 11V10H180ZM59 12V11H58ZM100 12V13H101ZM111 11H109L108 13H110ZM149 12H151V11H149ZM154 12H155V10H154ZM159 12H157V13H159ZM160 12V13H161ZM163 12V13H164ZM175 12V11H174ZM174 12H171V13H173L174 14ZM190 12H191V10H190ZM193 12V11H192ZM130 13V12H129ZM170 13V12H169ZM170 13V14H171ZM208 13V12H207ZM51 14V13H50ZM155 14V13H154ZM169 14V15H170ZM210 14V13H209ZM54 15H56V12H55V14H53V15H51V17H53ZM105 15H107V14H105ZM177 15V14H176ZM217 15V14H216ZM244 15V14H243ZM62 16V15H61ZM159 16V15H158ZM171 16V15H170ZM219 16V15H218ZM59 17V16H58ZM57 16H56V19L58 18ZM63 17V16H62ZM62 17L60 18V19H62ZM153 17V18H152ZM165 17H167V15L165 14ZM174 17V16H173ZM172 16L171 17H168V19H171V18H173ZM54 18H55V16H54ZM53 18V19H54ZM129 18V17H128ZM158 18V17H157ZM184 18V17H183ZM188 18H190V17H188ZM194 18H196V17H194ZM52 19V20H53ZM56 19H54V22H55V20ZM191 19H193V17H192V15H191ZM190 19V20H191ZM200 19V18H199ZM50 20V19H49ZM52 20H50V21H52ZM129 20V21H130ZM159 20H161V19H159ZM171 20H173V22L175 21L174 20V18L173 19H171ZM184 20H185V18H184ZM195 20V19H194ZM197 20V19H196ZM217 20V19H216ZM215 20V21H216ZM48 21V20H47ZM57 21V20H56ZM62 21V20H61ZM127 21V20H126ZM152 21V22H151ZM158 21V20H157ZM178 21V20H177ZM177 21H175V24H176V22ZM54 22H52V23H54ZM59 21H57V23H58ZM197 22V21H196ZM199 22V21H198ZM231 22H232V20H231ZM52 23H50V24H52ZM57 23H54L55 24V26L56 25H58V27H60L59 26V24H57ZM59 23H61V22H59ZM65 23V22H64ZM64 23H63V25H64ZM126 23V22H125ZM157 23V22H156ZM158 23H160L159 21H158ZM168 24H170L169 23V20H168V22H167ZM206 23V22H205ZM13 24V23H12ZM47 24H48V22H47ZM54 24H52L53 26H54ZM62 24V23H61ZM130 24V23H129ZM161 24V23H160ZM163 24V23H162ZM172 24V23H171ZM259 24V23H258ZM6 25H8L7 23H6ZM5 25V26H6ZM132 25V26H133ZM167 25V24H166ZM165 25V26H166ZM212 25V24H211ZM9 26H12V25H9ZM51 26V25H50ZM158 26V25H157ZM176 26V27H177ZM189 26H190V24H189ZM188 25H187V27H189ZM208 26V25H207ZM240 26V25H239ZM13 27V26H12ZM47 27H49V25L47 26ZM167 27V26H166ZM165 27V28H166ZM169 27H172V26H169ZM192 28H194L193 26H191ZM52 28V27H51ZM57 28V27H56ZM62 28V27H61ZM132 28V27H131ZM164 28V27H163ZM162 28V29H163ZM196 28V27H195ZM194 28V29H195ZM46 29H48L49 31V35H50V33H52L50 30V27L49 28H46ZM174 30H175V28H173ZM173 29L171 30L172 32L171 33H173L174 31H173ZM194 29H193V31H194ZM53 30V29H52ZM60 30V29H59ZM134 30V29H133ZM133 30H131V31H133ZM164 30V29H163ZM56 32H57V30H55ZM130 30L128 29V32H129ZM195 31H196V29H195ZM56 32H55V34H56ZM167 32H168V30H167ZM127 33V32H126ZM207 33V32H206ZM53 34V33H52ZM129 34H131L130 32H129ZM128 34V36L130 37V35ZM132 34H134V32H132ZM168 34V33H167ZM174 34V33H173ZM135 35V34H134ZM162 35V36H161ZM165 35V34H164ZM175 35H176V33H175ZM51 36V35H50ZM55 36V35H54ZM53 35H52V37H54ZM167 37H168V35H166ZM56 38L57 37H55V40H56ZM140 38V37H139ZM177 38V39H176ZM61 39V38H60ZM60 39H58V41L57 42H60L61 40ZM65 39H66V37H65ZM135 39V37L133 38V40ZM51 40H54V39H52L51 38ZM64 40V39H63ZM62 40V41H63ZM137 40H139L138 38H137ZM259 41V40H258ZM51 42H53V41H51ZM51 42H50V44H51ZM54 43V42H53ZM61 43V42H60ZM77 43V42H76ZM132 43V42H131ZM264 43V42H263ZM58 44V43H57ZM135 44H137V43H135ZM157 44H159V45H157ZM161 44V45H160ZM257 44V43H256ZM74 45V44H73ZM76 45V44H75ZM128 45V44H127ZM225 45V44H224ZM236 45V44H235ZM251 45V44H250ZM137 46V45H136ZM237 46V45H236ZM54 45L52 46V48L54 49ZM81 47V46H80ZM228 47V46H227ZM226 47V48H227ZM58 48V47H57ZM73 48V47H72ZM135 48V47H134ZM238 49H239V47H238ZM237 49V50H238ZM58 50V49H57ZM52 51V50H51ZM54 51V50H53ZM240 51H241V49H240ZM249 51V50H248ZM138 52H139V50H138ZM152 52V51H151ZM239 52V51H238ZM258 52H259V50H258ZM261 52V51H260ZM54 53V52H53ZM56 53V52H55ZM160 53H166L167 54V57L169 58V60H171L170 58H173V59H175V61L174 62H178L179 64H178V66L174 69L172 66H175V65H172V66H170V64L171 63H169V60H168V58L166 59V60H164L163 59V56L162 55H160ZM52 54V53H51ZM154 54V53H153ZM153 54H152V56H153ZM233 54V53H232ZM240 54H242V53H240ZM258 54V53H257ZM263 54V53H262ZM164 55V54H163ZM258 56V55H257ZM261 55L259 54V57H260ZM166 57V56H165ZM253 57V56H252ZM264 57V56H263ZM91 58V57H90ZM206 58H208V59H210V60H214V59H212V58H216L217 60H218V62H216V63H214V62H212V61H208V62H205L206 60ZM237 58V57H236ZM51 60H52V58H50ZM49 58H48V60H50ZM54 59V58H53ZM57 59H58V57H57ZM9 59L7 58V61L6 62H4V64L2 65V66H5V63H9V61L11 60L12 61V59H10L9 61H8ZM113 60V59H112ZM216 60V61H217ZM260 60H262L261 58H260ZM5 61V60H4ZM11 61H10V63H11ZM52 61H55V59L54 60H52ZM67 61V60H66ZM117 61H118V59H117ZM249 61V60H248ZM263 61H264V59H263ZM69 62H70V60H69ZM74 62V61H73ZM120 62V61H119ZM56 63V62H55ZM67 63V62H66ZM198 64V67L196 68V69H192V70H189V71H187V68H189V67H191V66H193V64ZM172 64H173V61H172ZM176 64V63H175ZM245 64V63H244ZM252 64V63H251ZM251 64H249V66H251ZM254 64V63H253ZM13 65V64H12ZM177 65V64H176ZM255 65V64H254ZM7 66H8V64H7ZM6 66V67H7ZM11 66V65H10ZM10 66H8L9 68H10ZM15 66V65H14ZM113 66V65H112ZM155 66V64L153 65V68L155 69L156 67H154ZM245 66V65H244ZM248 66V65H247ZM61 67V66H60ZM65 67V66H64ZM158 67V66H157ZM209 67V71H210V68L213 70V75H209L208 77L207 76H204V73L206 72L207 73V71H204V69H206V68H208ZM252 67V66H251ZM15 68V67H14ZM13 68V69H14ZM56 68V67H55ZM238 68V67H237ZM240 68V67H239ZM238 68V69H239ZM249 68V67H248ZM253 68V67H252ZM3 69H4V67H3ZM6 69H8V68H6ZM5 69V70H6ZM54 69V68H53ZM57 69V68H56ZM130 69V68H129ZM241 69V68H240ZM115 70H117V68L115 69ZM137 70H139V69H137ZM143 70V69H142ZM246 70V69H245ZM250 70V69H249ZM53 71V70H52ZM62 71H64V68H63V70ZM74 71V70H73ZM151 71H152V69H151ZM150 71V72H151ZM254 71V70H253ZM3 72V71H2ZM12 72V71H11ZM17 72V71H16ZM49 72V71H48ZM72 72V71H71ZM118 72V71H117ZM119 72H121V71H119ZM131 72V71H130ZM149 72V73H150ZM189 72V73H188ZM239 72V71H238ZM51 73V72H50ZM54 73V72H53ZM57 72H55L54 74H56ZM73 73V72H72ZM72 73H70L69 75H68V73H67V75H68V77L69 76H72L71 74ZM80 73V72H79ZM137 73V72H136ZM142 73V72H141ZM140 73V74H141ZM147 73V72H146ZM240 73V72H239ZM239 73H235L237 76H239ZM245 73V72H244ZM249 73H252V71L250 72L249 71ZM248 73V74H249ZM255 73V72H254ZM8 74V73H7ZM54 74H52L53 76H54ZM62 74V73H61ZM63 74L66 76V71L65 72H63ZM101 74V73H100ZM111 74H112V72H111ZM222 74V75H221ZM229 75V73H226L225 75ZM247 74V75H248ZM258 74H259V72H258ZM1 75V74H0ZM51 75V76H52ZM58 75V74H57ZM63 75V76H64ZM108 75V74H107ZM122 75V74H121ZM129 75V74H128ZM131 75V74H130ZM133 75V74H132ZM142 76H143V73L141 74ZM232 73H231V77H232ZM241 75H243V74H241ZM240 75V76H241ZM255 75H256V73H255ZM254 75V76H255ZM14 76V75H13ZM21 76V75H20ZM64 76V77H65ZM77 76V75H76ZM124 76H126V75H124ZM124 76H123V79H124ZM137 76V75H136ZM144 76H145V74H144ZM157 76V75H156ZM163 76V75H162ZM163 76V77H164ZM245 77H243V78H246V80H247V77H246V75H244ZM253 76V75H252ZM253 76V77H254ZM257 76V75H256ZM256 76L254 77V79H256V81L258 80V78H256ZM262 77L260 78L259 77V80L261 79H263V74L261 75ZM2 76H0V78H1ZM59 77V76H58ZM73 77V76H72ZM89 77V76H88ZM115 77V76H114ZM133 77V76H132ZM131 77V78H132ZM140 77V76H139ZM138 77V78H139ZM160 77V76H159ZM225 77V76H224ZM228 77V76H227ZM230 77V78H231ZM241 77V78H242ZM258 77V76H257ZM42 78V77H41ZM53 78V77H52ZM66 78H67V76H66ZM125 78H128V77H125ZM136 78V77H135ZM138 78H136V79H138ZM141 78V77H140ZM146 78V77H145ZM229 78V77H228ZM237 79V83H240L239 85L241 86L243 83L242 82H239V81H241V80H243V79ZM248 78H249V76H248ZM251 78V77H250ZM1 79H3V78H1ZM0 79V80H1ZM65 79V78H64ZM71 79V78H70ZM69 79V80H70ZM88 79H90V78H88ZM87 79V80H88ZM114 79V78H113ZM112 79V80H113ZM117 79V78H116ZM151 79V78H150ZM157 79V78H156ZM198 79H203L202 80V82H200V83H198L197 81H198ZM60 80V79H59ZM67 80H68V78H67ZM86 80V81H87ZM91 80V79H90ZM119 80V79H118ZM121 80V79H120ZM160 80V79H159ZM253 80V79H252ZM125 81V80H124ZM123 81V82H124ZM141 81V80H140ZM145 81H146V79H145ZM144 81V82H145ZM226 81H228V80H226ZM233 81H235V86L237 85V83H236V80H232V82H231V84L233 83ZM247 81H251V80H247ZM264 81V80H263ZM263 81H261V82H263ZM117 82V83H116ZM116 82H114V83H116V84H119L118 82L119 81H116ZM130 82V81H129ZM138 82V81H137ZM142 82V81H141ZM244 82H245V80H244ZM249 82L247 83V84H249ZM253 82H255V80L253 81ZM258 82V81H257ZM256 82V85H260V88H262L261 87V85L263 86V83H260V81H259V83H257ZM60 83V82H59ZM93 83V82H92ZM112 83V82H111ZM121 83V82H120ZM217 83V82H216ZM215 83V84H216ZM224 83H226L225 81L223 82V83H221V85L223 86L224 85V87H226V86H228L227 88H229V86H230V82H228L226 85L224 84ZM246 83V82H245ZM251 83V82H250ZM140 84V83H139ZM229 84V85H228ZM251 84H253V83H251ZM251 84H250V87H251ZM73 85V84H72ZM102 85V84H101ZM106 85V84H105ZM110 85V84H109ZM122 85H123V83H122ZM141 85H142V83H141ZM194 85H197L198 86V88L197 89H195V87H194ZM210 85V84H209ZM243 85H246V84H243ZM112 87H113V84L111 85ZM117 86V85H116ZM115 86V88H117ZM119 86V85H118ZM127 86V85H126ZM126 86H124L123 85V87L124 88H126ZM214 86V85H213ZM233 86H234V84H232V86H230L231 88V90H233L232 88H233ZM247 86H249V85H247ZM246 86V87H247ZM73 87V86H72ZM88 87V86H87ZM86 87V88H87ZM111 87V88H112ZM142 87V86H141ZM208 87H210V86H208ZM217 87V86H216ZM237 87H239V86H237ZM237 87H236V89H237ZM243 87V86H242ZM264 87V86H263ZM89 88V87H88ZM88 88H87V90H88ZM104 88V87H103ZM107 88V87H106ZM120 88H122V86L120 87ZM132 89H133V86L131 87ZM136 88V87H135ZM139 88H140V85H139ZM226 88V89H227ZM239 88H241V87H239ZM245 88V87H244ZM85 89V88H84ZM114 89V88H113ZM131 89V90H132ZM235 89V90H236ZM248 90H244L243 92H242V94H241V97L239 96H237L238 94H240V92L239 93H236L237 95H235V96H237V97H235L233 94H234V92H236V91H234L233 92V94L231 93V91L229 92V90H228V93L230 94H232L233 96H225V98L224 99H222L221 100V98H219L220 97V95H218V94H220V92H216V91H218V90H222V92L224 93V91H223V89H221V88H219V89H217L216 88V90H213V93L215 94L216 93V95H218L219 97V99L217 98V97H215V99H216V101H218V102H216L215 101V103L213 102V104L212 105H215L216 107H214V106H212L211 107V110H212V108H217L218 106L217 105H220L221 107L224 105V104H226V106L228 107V105H230V107H229V110H227L228 108H226V111H228V112H230V108H231V104H233V106H236L235 105V103L236 104H238L239 102H241L240 104H244V105H247V109H244V111L245 110H249V107L250 106H253V107H251L253 110H254V107L255 106H257V105H262V104H264V102H262V101H264L263 99L264 98H261V96L257 93V91H253V90H250V88H247ZM255 89V88H254ZM112 90V89H111ZM115 90H117V89H115ZM115 90H113L116 94H117V92L115 91ZM125 90V89H124ZM126 90H128V88L126 89ZM130 90V89H129ZM134 90V89H133ZM136 90H138V88L136 89ZM139 90H141V89H139ZM160 90H162V91H160ZM264 90V89H263ZM118 91V90H117ZM156 91V90H155ZM192 91V92H191ZM126 92V91H125ZM137 92V91H136ZM209 92V91H208ZM108 93V92H107ZM119 93V92H118ZM121 93H123V92H121ZM130 93V92H129ZM227 92L225 91V94L224 95H227L226 94ZM261 93V92H260ZM264 92H262V94H263ZM194 94H196L197 95V93H194ZM199 95H200V92L198 93ZM208 94V93H207ZM261 94V95H262ZM118 95H120V93L118 94ZM129 95V94H128ZM145 95V94H144ZM148 95V94H147ZM213 95V94H212ZM99 96V95H98ZM205 96V95H204ZM214 96V95H213ZM221 96H223V95H221ZM263 96V95H262ZM102 97V96H101ZM108 96H106V98H107ZM110 97H114V93H113V96H110ZM119 97H121V96H119ZM198 97V96H197ZM264 97V96H263ZM128 98H129V96H128ZM142 98V97H141ZM189 98H191V96L189 97ZM188 98V99H189ZM111 99V98H110ZM113 99V98H112ZM121 99V98H120ZM187 99V98H186ZM185 99V100H186ZM187 99V100H188ZM200 99V98H199ZM206 99V100H207ZM100 100V99H99ZM98 100V101H99ZM103 100V99H102ZM117 99H115V101H116ZM125 100V99H124ZM236 100H241V101H236ZM108 101H110V100H108ZM144 101H145V99H144ZM104 102V101H103ZM111 102V105H112V101H110ZM186 102V101H185ZM116 102H114L113 101V104H115ZM117 103H118V101H117ZM256 104V105H255ZM250 105V106H249ZM255 105V106H254ZM225 106V105H224ZM232 106V110H235L236 112H237V110H238V108L236 107H233ZM258 106V107H259ZM108 107V106H107ZM204 107V108H205ZM242 107V106H241ZM245 107V106H244ZM243 107V108H244ZM110 108V107H109ZM112 108H114V110L116 109V106H114V107H112ZM111 108V109H112ZM199 108V109H198ZM210 108V107H209ZM209 108H208V111H209ZM233 108H235V109H233ZM246 108V107H245ZM251 108H250V110H251ZM257 108V107H256ZM255 108V109H256ZM260 108V107H259ZM262 108V107H261ZM260 108V109H261ZM110 109V110H111ZM198 109V110H197ZM203 109V108H202ZM219 109H221V108H217L216 110H218L219 111ZM242 109V108H241ZM258 109V108H257ZM256 109V110H257ZM259 109V110H260ZM59 110V109H58ZM62 110V109H61ZM108 110L107 108L105 109H103L102 110V113H104L105 114V112ZM109 110V111H110ZM113 109L110 111V114H111V112L112 111H114ZM121 110V109H120ZM120 110H119V112H120ZM123 110L124 111H126L124 108H123ZM216 110H214V111H216ZM252 110V111H253ZM263 110H264V107H263ZM262 109H261V111H263ZM103 111H105V112H103ZM141 111V110H140ZM213 111V110H212ZM213 111V112H214ZM223 111V110H222ZM221 110L219 111V112H222ZM239 111V113H240V110H238ZM243 111V110H242ZM59 112H60V110H59ZM117 112V111H116ZM116 112H112V113H116ZM136 112H137V110H136ZM210 112V111H209ZM224 112H225V109H224ZM234 112V111H233ZM235 112V113H236ZM264 112V111H263ZM60 113H62V112H60ZM109 113V112H108ZM121 113V112H120ZM127 113V112H126ZM218 112L216 111V114H217ZM231 113H232V111H231ZM64 114V113H63ZM62 114V115H63ZM121 114H123V113H121ZM199 114V113H198ZM198 114L196 115V116H194V118L195 117H197L198 116ZM201 114V113H200ZM199 114V115H200ZM215 114V112L214 113H212L211 112V115L210 114H208V116L210 115V116H212V115H214ZM214 115V116H217V115ZM230 114V113H229ZM233 114V113H232ZM57 115V114H56ZM92 115V114H91ZM112 115H114V114H112ZM112 115H109V116H111L112 117ZM194 115V114H193ZM193 115H189V118H190V116H191V118L193 117ZM236 115V114H235ZM96 116V115H95ZM102 116V115H101ZM125 116H126V114H125ZM201 116H203L202 118L200 117L199 119L201 120H203V118L206 116V113L204 112V113H202L201 114ZM208 116H206V117H208ZM209 116V117H210ZM213 116V117H214ZM234 116V115H233ZM233 116H231V117H233ZM263 116H264V113H263ZM56 117V116H55ZM118 117V116H117ZM126 117H128V116H126ZM185 117V116H184ZM208 117V118H209ZM182 118V117H181ZM186 118L187 119H189L187 116H186ZM207 118V119H208ZM212 117H210L209 119H211ZM227 118H229V122H230V119H232V118H230V116L228 117H225V121H228V119ZM235 117H233V119H234ZM116 119V118H115ZM121 120L123 119V118H120ZM236 119H238L237 117H236ZM264 119V118H263ZM177 120V119H176ZM106 121V120H105ZM111 121V120H110ZM120 121V120H119ZM172 121H173V118H172ZM234 121H235V119H234ZM239 121V120H238ZM238 121H236V122H238ZM58 122H59V120H58ZM107 122V121H106ZM136 122H138V121H136ZM135 122V123H136ZM176 122V121H175ZM174 122V123H175ZM202 122V121H201ZM235 122V123H236ZM116 123H117V121H116ZM163 123H166V127L163 129V127H162V124ZM227 123V122H226ZM231 124H232V120H231V122H230ZM230 123H228V125L230 124ZM111 124V123H110ZM211 124V123H210ZM221 124V123H220ZM263 124V123H262ZM93 125V124H92ZM205 125V124H204ZM216 125V124H215ZM82 126V125H81ZM84 126V125H83ZM88 125L86 124V127H87ZM209 126L210 125H208V127L207 128H209ZM219 126V125H218ZM217 126V127H218ZM234 126V125H233ZM232 126V127H233ZM264 126V125H263ZM173 127V126H172ZM175 127H176V129H175ZM180 127V126H179ZM198 127H200V126H198ZM203 127V126H202ZM214 128H215V126H213ZM236 127H238V125H236ZM132 128H134V129H132ZM229 128V127H228ZM234 128V127H233ZM252 128V127H251ZM251 128H250V130H251ZM253 129H254V126H253ZM256 129H258V128H256ZM195 130V129H194ZM197 130V129H196ZM199 130V129H198ZM206 130V129H205ZM230 130V129H229ZM232 130V129H231ZM264 130V129H263ZM200 131V130H199ZM233 131H234V129H233ZM246 131V130H245ZM75 132V131H74ZM77 132V131H76ZM76 132H75V134H76ZM126 132V133H125ZM178 132V133H177ZM180 132H181V130H180ZM240 132V131H239ZM257 132V131H256ZM260 132H261V130H260ZM77 133V134H78ZM123 133H124V135H123ZM163 133V134H162ZM176 133V134H175ZM189 133V132H188ZM203 133H204V135H205V131H203ZM203 133H202V135H203ZM207 133V132H206ZM248 133H249V131H248ZM247 133V140L249 139L248 137V134ZM74 134V133H73ZM76 134V135H77ZM175 134V136H173ZM178 134V136H176ZM193 134H195V133H193ZM257 134V133H256ZM259 134V133H258ZM76 135H74L75 137H77ZM183 135V136H182ZM201 135V134H200ZM199 135V136H200ZM203 135V136H204ZM235 135V134H234ZM246 135V134H245ZM264 135V134H263ZM262 135V136H263ZM172 136V137H171ZM187 136V135H186ZM189 136H190V134H189ZM241 136V135H240ZM240 136H238V139L240 138ZM244 136V135H243ZM252 136V135H251ZM259 136L260 135H258V138H259ZM262 136H260V139H261V137ZM124 137H126L125 138V140H123V138ZM162 137H164L166 140L168 139V140H171L172 138V140H171V142H169V143H172V141L174 140V141H176L177 142V144H178V148L180 149V153H184V151L185 152H187L186 154H187V156L185 157V159L184 158H176L175 156H177L176 154H173V157L174 158H176L177 160H175V159H172V158H170L169 159V157L168 156H166V155H168L169 154V152L165 155V150H163L164 149V146L165 145H167V144H165V143H163L162 145V147H163V149L161 150L160 148H162L159 144H158V141H159V138H162ZM169 137L171 138V139H169ZM177 137H180V138H177ZM192 138H193V135L191 136ZM205 137H207V136H205ZM242 137V136H241ZM30 138H32V137H30ZM30 138H28V140L30 139ZM81 138V137H80ZM203 138V137H202ZM253 138H255V137H253ZM257 138V136H256V139H258ZM263 138V137H262ZM27 139V138H26ZM35 139V138H34ZM34 139H32V141L34 140ZM41 139V138H40ZM74 139V138H73ZM133 139H135V144L137 143H140V148L138 147V151H136V152H134V147L135 146H133V144H132V140ZM163 139V138H162ZM164 139V140H165ZM238 139H236L234 142H236ZM251 139V138H250ZM264 139V138H263ZM25 139H23V141H24ZM36 140V139H35ZM80 140H78V138L77 139H75V141H77V142H79ZM163 140V141H164ZM187 140V141H186ZM240 140V139H239ZM253 140V139H252ZM27 141V140H26ZM31 141V140H30ZM72 141V140H71ZM75 141L74 142H72L73 144L75 143ZM173 141V142H174ZM188 141H190V142H188ZM227 141H228V139H227ZM241 141V140H240ZM249 141V140H248ZM263 141V140H262ZM34 142V141H33ZM160 142V141H159ZM223 142V141H222ZM222 142H220L221 144H222ZM226 142V141H225ZM233 142V141H232ZM239 142V141H238ZM243 142V141H242ZM241 142V143H242ZM252 142V141H251ZM250 142V143H251ZM264 142V141H263ZM21 143H22V141H21ZM20 143V144H21ZM35 143H36V141H35ZM34 143V144H35ZM40 143V142H39ZM38 143V144H39ZM68 143V141L66 142V144ZM161 143V142H160ZM168 143V144H169ZM193 143H195V142H193ZM200 143H202V142H200ZM200 143H198V144H200ZM248 143V142H247ZM247 143H245V144H247ZM30 144H32V143H30ZM33 144V146H31V147H24L25 146V144L23 145V147L22 146H20V147H16V148H9V149H3V146H1L0 145V226H3V227H5L8 231H11L12 233L13 232H15V231H22V233L21 232H19V234H22V235H17V234H15V236H13L12 238H9V239H6V241L4 242V245H5V251L3 252L2 251V253H1V255H0V260H2V261H8V260H10L12 257L13 258H15L16 256L15 255H17L18 253H19V251H20V249H22L23 247H25L28 243H29V245H30V243L35 239V238H40L41 236H42V238L44 239L45 237H46V235H44V237H43V234L44 233H46V232H44V230H45V228H50L49 226H48V223H50L49 221H48V219H47V221H48V223L47 222H45L46 220H45V218H43V216L45 217V216H47L46 214H48V213H50L49 211H48V213H46L45 212V210H46V208L47 207H51L53 210H54V208H55V210H56V207L54 206V204L52 203V204H46L45 205V210H43L44 212H45V215L43 214V216L41 217V218H37V217H39L38 215V212L40 213V211L38 210L37 211V209H38V205H35L34 203H27V204H23V206L22 207H20V205L17 203H13L12 204V202H10V200H9V198L12 196V195H16V194H19L20 192H21V189L23 188V190H24V187H22V185H23V181H24V178H25V176H26V174H28L29 172H31L32 171V169L36 166V164H40L41 163V161L42 160H46L47 159V161H49L48 160V155H45L44 153H42L43 151H40L38 148V146L35 144L34 145ZM90 144V143H89ZM190 144V145H189ZM196 144V143H195ZM197 144V145H198ZM228 144V143H227ZM255 144H256V141H255ZM257 144H259V143H257ZM264 144V143H263ZM15 145H17V144H15ZM41 145V144H40ZM67 145H69V143L67 144ZM196 145V146H197ZM230 145V144H229ZM241 145H243V144H241ZM248 145V144H247ZM252 145V144H251ZM249 146V148H248V150H246L245 151V158L246 157H250V156H248L247 155V153L246 152H252V150H253V152H259V151H254L255 149H256V147H255V149H253L254 147H252V146H254V144L252 145V146ZM5 147H6V145H4ZM14 146V145H13ZM29 146V145H28ZM43 146H44V144H43ZM53 146V145H52ZM62 146V145H61ZM73 146V145H72ZM173 146H175V145H173ZM200 146H202V145H200ZM203 146H204V144H203ZM206 146V145H205ZM208 146H210V144L208 145ZM226 146V145H225ZM228 146V145H227ZM226 146V147H227ZM235 146V145H234ZM260 146V145H259ZM264 146V145H263ZM12 147V146H11ZM48 147V146H47ZM63 147V146H62ZM65 147V146H64ZM165 147H167V146H165ZM168 147H169V145H168ZM207 147V146H206ZM219 147H220V145L218 146V148H217V150H219ZM229 147V146H228ZM236 147V146H235ZM234 147V148H235ZM244 147V146H243ZM262 147V146H261ZM45 148V147H44ZM70 148V147H69ZM97 148V147H96ZM95 148V149H96ZM174 148V147H173ZM172 147H171V149H173ZM192 147H190V149H191ZM197 148H198V150L197 151H201L202 152V154H201V152L199 153V152H197V153H199L200 155H198V154H196L197 155V157H196V159L197 158H199L200 156V158H201V161H200V158L199 159H197V163H198V161L199 162H201L202 164H204L205 163V161L206 160H204V158H203V156L205 155V154H203V152L204 151H202L201 150V148H199V145L197 146ZM205 148V147H204ZM213 148V147H212ZM216 148V147H215ZM223 148V147H222ZM233 148V147H232ZM231 148V149H232ZM239 148H241V146L239 147ZM245 148V147H244ZM243 148V149H244ZM247 148V147H246ZM262 148H264V147H262ZM57 149V148H56ZM99 149V148H98ZM97 149V150H98ZM105 149V147H103V149L102 150H104ZM170 149V148H169ZM168 149V150H169ZM171 149H170V151H171ZM178 149V150H179ZM188 149H189V147H188ZM224 149V151L226 150V148H223ZM53 150V149H52ZM85 148L83 147V148H81V149H75V148H71V149H69V154L64 158L65 160L64 161H56L55 163H52L51 165H52V168H53V170L54 169H56L57 167L58 168H62V166H64V165H66V166H69L70 164H72V165H80V166H82L83 168L85 167V168H87V167H89V165H90V161H84V159L82 160V158L80 159V156H81V154H85ZM89 150V149H88ZM100 150V149H99ZM177 150V149H176ZM196 150H194V152H196ZM208 150V149H207ZM216 150V149H215ZM221 150V149H220ZM236 150V149H235ZM235 150H233L234 151V153L237 151H235ZM239 151H240V149H238ZM241 150H242V148H241ZM259 150H262L261 148H259ZM264 150V149H263ZM262 150V151H263ZM90 151V150H89ZM192 151H193V149H192ZM206 151V150H205ZM222 151V150H221ZM224 151H222V152H224ZM228 150H226V152H227ZM230 151V150H229ZM232 151V150H231ZM243 151V150H242ZM88 152V151H87ZM209 152L210 153H208V155H212V153L211 152H214V153H216L215 151H210L209 150ZM220 152V151H219ZM226 152H224L223 154H226ZM261 152V151H260ZM264 152V151H263ZM89 153V155H88V158L87 159H92L93 157L92 156H90V152H88ZM87 153V154H88ZM100 153V152H99ZM98 153V154H99ZM107 152H105V155H107L106 154ZM193 153V152H192ZM205 153V152H204ZM229 153V152H228ZM228 153L226 154V155H228ZM233 153V152H232ZM231 153V154H232ZM233 153V154H234ZM239 153V152H238ZM241 153L242 152H240V156H241ZM185 154V153H184ZM184 154H182V155H184ZM194 155H195V153H193ZM222 154V155H223ZM230 154V153H229ZM243 154V153H242ZM256 154V153H255ZM73 155H74V157H73ZM103 155V154H102ZM175 155V156H174ZM182 155H180V156H178V157H181ZM192 154H190V157L192 158V156H191ZM203 155V156H202ZM214 155V154H213ZM219 155V154H218ZM238 154L236 153V157H235V155H233L235 158H237L238 156H237ZM247 155V156H246ZM250 155V154H249ZM252 155L253 154H251V157H252ZM85 156V155H84ZM96 156H98V155H96ZM172 156V155H171ZM240 156H239V159H240ZM243 156H244V154H243ZM242 156V157H243ZM254 156V155H253ZM82 157V156H81ZM86 157H87V155H86ZM86 157H83V158H85L86 159ZM100 157V156H99ZM207 157V156H206ZM255 157H256V155H255ZM263 157V156H262ZM109 158V159H108ZM148 158H151V160H150V162H146L147 161V159ZM189 158V157H188ZM202 158H203V160H202ZM208 158H210V159H212L211 157H208ZM213 158H215V156L213 157ZM244 158V157H243ZM253 158V157H252ZM257 158V157H256ZM255 158V159H256ZM259 158H260V156L258 157V161H259ZM54 158H50V160L52 161ZM71 159H75V161H73L72 163H70V160ZM184 159V160H183ZM194 157H193V159L191 160V161H189L190 162V165H192V167L194 168V164H193V162H195L194 161ZM248 159H250V158H248ZM101 160V159H100ZM236 160H238V159H236ZM243 160V159H242ZM245 160V159H244ZM243 160V161H244ZM252 160V159H251ZM47 161H45V162H47ZM149 161V160H148ZM203 161H204V163H203ZM210 161V160H209ZM211 161H214V160H211ZM216 161V160H215ZM239 161V160H238ZM241 161V160H240ZM246 161V160H245ZM244 161V162H245ZM255 161V160H254ZM43 162V161H42ZM50 162V161H49ZM257 162V161H256ZM255 162V164H257ZM94 163H96L95 161H94ZM100 163V162H99ZM105 163V164H106ZM151 163V164H150ZM200 163V166H202V167H204L202 164ZM210 162H208V164H209ZM216 163V162H215ZM235 163H236V161H235ZM241 163H242V161H241ZM250 163H252V161L250 162ZM249 162L247 163V161H246V164L245 163H242V164H245V165H247V164H250ZM262 163V162H261ZM42 164V163H41ZM40 164V165H41ZM98 164V163H97ZM103 165H104V163H102ZM254 164V163H253ZM96 165V164H95ZM95 165H94V167H95ZM103 165L101 166V167H103ZM189 165V164H188ZM211 165H212V163H211ZM42 166V165H41ZM65 166V167H66ZM195 166H197V165H195ZM199 166V167H200ZM207 166V165H206ZM205 166V167H206ZM210 166V165H209ZM214 166V165H213ZM213 166H211V167H213ZM216 166V165H215ZM252 166V168L250 169V170H252L254 167H253V165H251ZM255 166V165H254ZM44 167H46V166H44ZM79 167V166H78ZM81 167V168H82ZM100 167V168H101ZM201 167V168H202ZM245 167H247V166H244L243 167V170H245L244 168ZM259 167V166H258ZM58 168H57V170H58ZM68 168V167H67ZM69 168H70V166H69ZM84 168V169H85ZM100 168H98V169H100ZM188 168H190V167H188ZM197 168V167H196ZM195 168V169H196ZM209 168L210 167H208V170H209ZM249 168V167H248ZM248 168L246 169L247 170V172H248ZM72 169V168H71ZM94 169V168H93ZM205 169V168H204ZM207 169V168H206ZM205 169V170H206ZM211 169V168H210ZM64 170V169H63ZM90 171L88 172V173H85L86 175L85 176H83V178L81 177L80 179H83L84 181L87 179V178H89V175H91V174H93V173H91L92 172V169H89ZM101 170V169H100ZM99 170V171H100ZM245 170V171H246ZM249 170V171H250ZM75 171H77V170H75L74 169V171L73 170H71V172H66L67 174H68V176H69V178L70 179H72L71 181L72 182H75V180H78V178L76 177L77 175H78V173H76ZM81 171V170H80ZM86 171H87V169H86ZM85 171V172H86ZM186 171H189L190 173V176H188L189 174H186L187 172ZM95 172V171H94ZM96 172H98V170L96 171ZM145 172H149V173H151L150 174V176L148 175H145ZM198 172V171H197ZM202 172V171H201ZM208 171L206 170V172L204 171V173H207ZM212 172V170L210 171V173ZM244 172V171H243ZM243 172H241V173H243ZM65 173V174H66ZM91 173V174H90ZM103 173H104V171H101L98 175H96V178H97V176H98V178H97V180L99 179V180H101V178H103ZM192 173V174H191ZM195 173H196V171H195ZM245 173V172H244ZM250 172H248V174H249ZM30 174V173H29ZM77 174V175H76ZM84 174V173H83ZM97 174V173H96ZM110 174V173H109ZM215 174H217V173H215ZM240 174V173H239ZM247 174V173H246ZM246 174H244L245 176L244 177H246L247 178V175ZM108 175V174H107ZM111 175V176H112ZM194 175V174H193ZM197 175V174H196ZM208 176H209V173L207 174ZM241 175V174H240ZM239 175V176H240ZM243 175V174H242ZM43 176V175H42ZM82 176V175H81ZM94 176V175H93ZM110 176V177H111ZM205 176V177H201L202 179H200V180H202V181H206V178H209V179H207L208 181L209 180H213V178H215V175H211L213 178L212 179H210L211 177L209 176ZM238 176V177H239ZM78 177H79V175H78ZM107 177V176H106ZM105 177V175H104V178H106ZM216 177H217V175H216ZM243 177V179H245ZM37 178V177H36ZM35 178V179H36ZM41 178V177H40ZM77 178V179H76ZM90 178H91V176H90ZM89 178V179H90ZM103 178V179H104ZM109 178V177H108ZM112 178V177H111ZM102 179V180H103ZM204 179V180H203ZM239 179V178H238ZM242 179V178H241ZM242 179V180H243ZM92 180H94V179H92ZM96 180V181H97ZM214 180H216V178L214 179ZM218 180V179H217ZM227 180V179H226ZM248 180H250V177L248 178ZM253 180V179H252ZM87 181V180H86ZM107 181V182H106ZM197 181H199L198 183H197ZM239 181V180H238ZM246 181V180H245ZM245 181H243V183H246ZM36 182H37V180H36ZM90 182V181H89ZM98 182H100L101 183V181H98ZM217 182V181H216ZM218 182H220L219 180H218ZM242 182V181H241ZM248 182V181H247ZM97 183V182H96ZM195 183H197L198 184V186L200 187H197V188H194V187H196V185H195ZM199 183H200V185H199ZM239 183V182H238ZM212 184V183H211ZM28 185V184H27ZM93 185V184H92ZM194 185V186H193ZM241 185V184H240ZM95 186H96V184H95ZM205 186V185H204ZM214 187V186H213ZM217 187V186H216ZM203 188H206V187H203ZM234 189V188H233ZM236 189V188H235ZM234 189V190H235ZM241 189V188H240ZM198 190V191H197ZM200 190V191H199ZM95 191V190H94ZM93 191V192H94ZM237 191V190H236ZM240 191V190H239ZM15 192V193H14ZM48 192V191H47ZM210 192V191H209ZM212 192V191H211ZM222 192V191H221ZM205 193V194H204ZM213 193V192H212ZM219 193V192H218ZM22 194H24V191H23V193ZM37 194H36V196H37ZM99 194V196H100V198H97V195ZM208 194V193H207ZM210 195H212L211 193H209ZM225 194V192H223V195ZM29 195V196H30ZM40 195H38L39 197H41ZM53 195V194H52ZM91 195V196H92ZM223 195H221V197H223ZM18 195H16V196H14V197H17ZM32 196V195H31ZM33 197V196H32ZM31 197V200L33 201V198L35 197H33L32 198ZM50 198V197H49ZM74 198H77L78 199V201H74L75 199ZM107 198L109 199V200H107ZM44 199V198H43ZM57 199V198H56ZM76 199V200H77ZM35 200V199H34ZM38 200H39V198H38ZM51 200V199H50ZM54 200V199H53ZM103 200H105L106 202H105V204H103V206L101 205V201H103ZM14 201V200H13ZM18 201V200H17ZM36 201V200H35ZM42 202V201H41ZM25 203V202H24ZM58 203V204H57ZM103 203V202H102ZM209 204V205H208ZM48 205V206H47ZM47 206V207H46ZM44 207V206H43ZM54 207V208H53ZM82 207H85L86 208V211L84 212L85 213V215H80L82 212V210H81V208ZM237 208V209H236ZM43 209V208H42ZM52 209H48L47 208V210H51V211H53ZM211 209V207L210 208H208L207 207V210H210ZM236 209V212L234 213L233 212V210H235ZM240 209H241V211H240ZM244 209H243V211H245ZM211 211V210H210ZM210 211H206V212H210ZM57 212V211H56ZM59 212H58V214H59ZM234 214H233V213ZM246 212V211H245ZM244 212V214H245V216H247L246 215V213ZM249 212H250V210H249ZM52 213H54V212H52ZM84 213H82V214H84ZM218 213V212H217ZM56 214L57 213H55V217H56ZM203 214H206V215H208V217L207 218H203L204 217V215ZM238 214V213H237ZM242 214H243V212H242ZM250 214H251V212H250ZM250 214L248 213V216H250ZM6 215H8L7 217H6ZM52 215V214H51ZM50 215V216H51ZM79 215V216H78ZM206 215H205V217H206ZM217 215V214H216ZM219 215V214H218ZM252 215V214H251ZM48 216H49V214H48ZM53 216V215H52ZM78 216V219H75L74 217H77ZM81 216V217H80ZM213 216V215H212ZM236 216V215H235ZM237 216H240V215H237ZM244 216V215H243ZM244 216V218H250V217H245ZM57 217H56V219H57ZM217 217V216H216ZM232 217V218H233ZM252 217V216H251ZM14 218H16V221L14 220ZM48 218V217H47ZM214 218V217H213ZM235 218H237V217H235ZM235 218H233V220L232 221H234V220H236ZM242 217L240 216V218H237L238 220H241L242 221V219H241ZM50 219V218H49ZM52 219H55L54 217H52ZM51 219V220H52ZM217 219V218H216ZM222 219H224V218H222ZM17 220H19L18 222H17ZM50 220V221H51ZM89 220V219H88ZM200 220V219H199ZM212 220V219H211ZM214 220H215V218H214ZM244 220V222H245V220H247V219H243ZM90 221V220H89ZM206 221V220H205ZM204 221V222H205ZM209 221V220H208ZM213 221V220H212ZM231 221V222H232ZM248 221V220H247ZM52 222V221H51ZM55 222V220L53 221V224H55L54 223ZM90 222V223H91ZM235 222V221H234ZM238 222V221H237ZM237 222H235L236 224H237ZM240 222V221H239ZM239 222H238V225H236L235 224V226H233V227H236V226H239L240 224H239ZM243 222V221H242ZM58 223H57V225H58ZM79 223H81V224H79ZM207 223V222H206ZM255 223V222H254ZM199 224V225H198ZM200 224H201V226H200ZM203 224H205V223H203ZM232 224H233V222H232ZM243 224V223H242ZM241 224V225H242ZM245 224H247L246 222H245ZM248 224H249V222H248ZM248 224H247V226H248ZM50 225H51V223H50ZM57 225L55 224L54 226H56V228H57ZM198 225V226H197ZM211 225V224H210ZM209 225V226H210ZM230 225V224H229ZM206 226V225H205ZM205 226H203V228L205 227ZM245 226V225H244ZM247 226H245V227H247ZM251 226V228H249ZM66 227V228H65ZM196 227H195V229H196ZM242 227H243V225H242ZM249 227H247V228H249V229H253L254 228V226H253V228H252V225L250 224L249 225ZM259 227V226H258ZM56 228H55V230H56ZM74 228V227H73ZM73 228H68L69 230L70 229H72V230H74ZM82 228V227H81ZM202 228V229H203ZM224 227L222 226L221 227V229H220V233H221V231H222V229H223ZM240 228V227H239ZM247 228H245V230L247 229ZM63 229V228H62ZM68 229H66V230H68ZM205 229V228H204ZM214 229V228H213ZM228 229V228H227ZM227 229H225L226 231H227ZM241 229V228H240ZM239 229V230H240ZM48 230H50V229H48ZM53 230H54V228H53ZM61 229L59 228V231H60ZM71 230V231H72ZM200 230V229H199ZM197 230V231H195V233H194V231H193V234H195L196 235V233H198L199 232V234H200V232H202V231H204V230ZM205 230H207V228L205 229ZM208 230H209V228H208ZM235 230V229H234ZM237 230V229H236ZM243 230L244 229H242V231L241 232H239V233H243ZM244 230V231H245ZM255 230H256V226H255ZM253 231V232H256V231ZM70 231V232H71ZM213 231V230H212ZM248 230H246L245 232H247ZM61 232V231H60ZM190 232H192V229L190 230ZM234 232V231H233ZM236 232V231H235ZM249 232V231H248ZM247 232V233H248ZM252 231H250V233H251ZM257 232H259V231H257ZM256 232V233H257ZM6 233V232H5ZM8 233V232H7ZM6 233V234H7ZM48 233H50V232H48ZM62 233V232H61ZM63 233H64V231H63ZM69 233V232H68ZM205 233H207V231L205 232ZM250 233H249V236H250ZM256 233H255V235H256ZM9 234V233H8ZM7 234V235H8ZM53 234H57V231H56V233H53ZM71 234V233H70ZM79 234V235H78ZM184 234H185V236H184ZM225 234V233H224ZM233 234V233H232ZM261 234H262V232H261ZM17 235V236H16ZM49 235V234H48ZM85 235V234H84ZM188 235H190L189 233H188ZM187 235V236H188ZM198 235V234H197ZM195 236V237H197L198 238V236H200V235H202V234H200V235H198V236ZM227 235V234H226ZM240 235V234H239ZM243 235H245V236H248V235H246V234H243ZM242 235V236H243ZM254 235V236H255ZM60 235H58V237H59ZM74 236V237H73ZM182 236H184L183 237V239L181 240V237ZM233 236H234V234H233ZM248 236V237H249ZM50 237H52V238H48V240L50 239V241L49 242H51L52 241V239H53V235H50ZM57 237V235L56 236H54V238H56ZM191 237H193V235L191 236ZM208 237V236H207ZM252 236H250V239H252L253 240V238H251ZM262 237V236H261ZM76 240H75V239ZM196 238V239H197ZM201 239H202V237H200ZM232 238V237H231ZM238 238V237H237ZM236 238V239H237ZM242 238V237H241ZM257 238H259V237H257ZM257 238H256V242H258L259 243V241H257ZM45 239H47V237L45 238ZM60 239H61V237H60ZM189 239V238H188ZM195 239V238H194ZM199 239V238H198ZM197 239V240H198ZM201 239H199V240H201ZM205 239V238H204ZM213 239V238H212ZM239 239V238H238ZM247 240H249V238H246ZM245 239V240H246ZM40 240H42V239H40ZM40 240L37 242V243H39L40 242ZM56 240H58V238L56 239ZM62 240V239H61ZM73 240H74V242H73ZM193 240V239H192ZM217 238H216V240H214L213 242H212V245L210 246V248H208V249H203V250H201L200 251V253L199 254H197L196 256H193V257H191L190 258V256L192 255H190V254H188L187 253V257H185V258H183V256L185 255V254H183V251H182V254H183V256H181L182 254L181 253H178L177 252V255H176V257L178 256H180V258H183L182 259V262L179 260V259H177L176 258V261L178 260V261H180L182 264H183V261L185 260V259H189V261H188V264H210L211 262L213 263H216L217 261H220L221 259H220V252L218 253V251L217 250H215V246L217 245ZM222 240V239H221ZM231 240V239H230ZM229 240V241H230ZM235 240V239H234ZM252 240H251V243H252ZM260 240V239H259ZM42 241H44V240H42ZM41 241V242H42ZM53 241H54V239H53ZM52 241V242H53ZM59 241V240H58ZM233 241V240H232ZM263 240H261V242H262ZM40 242V243H41ZM51 242V243H52ZM56 241H54V243H55ZM61 242V241H60ZM59 242V243H60ZM192 242V241H191ZM195 242V241H194ZM199 242V241H198ZM198 242H197V244H198ZM240 242H243L244 243V241H240ZM246 242L247 241H245V244H246ZM249 242V241H248ZM255 242V241H254ZM40 243L38 244V247H39V245H40ZM58 243V244H59ZM69 243V244H68ZM201 243V242H200ZM227 243H229V242H227ZM235 243H236V241H235ZM242 243V244H243ZM36 244V242H34V244H32L33 246ZM43 244V243H42ZM41 244V245H42ZM46 244V243H45ZM50 243H48V245H49ZM55 244H57V243H55ZM61 244H63V243H61ZM60 244V245H61ZM166 244V245H165ZM176 244V243H175ZM176 244V245H177ZM218 244H220V243H218ZM225 244V243H224ZM234 244V243H233ZM232 244V242H231V245L230 246H232L233 245ZM262 244V243H261ZM32 245H31V248H32ZM44 245V244H43ZM201 245V244H200ZM236 246H237V244H235ZM238 245H240V244H238ZM36 246V245H35ZM72 246V247H73ZM84 246L86 247V248H84ZM165 246L167 247V248H165ZM245 246V245H244ZM243 246V247H244ZM252 246H254V245H252ZM259 246H260V244H259ZM73 247V248H74ZM225 247V246H224ZM238 247V246H237ZM236 247V248H237ZM30 248V247H29ZM36 248H37V246H36ZM193 248V247H192ZM222 248V247H221ZM231 248V247H230ZM236 248H235V252H236ZM241 248V247H240ZM246 248V247H245ZM245 248H242V252H243V249H245ZM252 249H254L253 247H251ZM256 248V247H255ZM33 249V248H32ZM31 249V250H32ZM233 249H234V246H233ZM237 249H239V248H237ZM248 249V248H247ZM250 249V248H249ZM248 249V250H249ZM23 250V249H22ZM30 250V249H29ZM75 250V249H74ZM73 250V251H74ZM194 250H199V249H197L196 248V246H195V249H193V253H194ZM226 250H228V248L226 249H223V252L224 251H226ZM232 250V249H231ZM230 249L228 250V252L229 251H231ZM240 250V249H239ZM25 251H27V253L29 252L28 251V248L25 250ZM162 251V250H161ZM246 251V250H245ZM252 251V250H251ZM251 251H249V252H251ZM21 252V251H20ZM31 252V251H30ZM67 252V253H68ZM164 251H162V253H163ZM228 252H225V254L226 253H228ZM238 252H240V251H238ZM237 252V253H238ZM241 252V253H242ZM249 252L247 251V253L249 254ZM24 253H26V252H22V254H21V256L23 257V254ZM75 253V254H74ZM165 253V252H164ZM186 253V252H185ZM190 253H191V251H190ZM233 253H234V251H233ZM236 253V255L238 256V254ZM253 253H254V251H253ZM178 254H180V255H178ZM225 254H224V256H225ZM231 254V253H230ZM235 254V253H234ZM248 254L246 255L248 258H251L250 256V254H249V256H248ZM255 254V253H254ZM68 255V254H67ZM160 255H162L163 256V254H161V252H160ZM175 255H174V258H175ZM236 255H235V257H236ZM256 255V254H255ZM254 255V256H255ZM15 256V257H14ZM18 256V255H17ZM69 256H71V255H69ZM69 256H67V257H69ZM84 256H86L87 257V259H86V257H84ZM229 256V255H228ZM241 256H245L244 254H242ZM244 257L245 259L247 258V257ZM73 257V256H72ZM161 256H157L156 257V261L157 260H159V259H162L163 257H161ZM226 257V256H225ZM239 257V256H238ZM238 257H237V263H239L240 264V262L242 263L243 262V259L244 258H242L241 260L239 259V261H238ZM12 258V259H13ZM18 258V257H17ZM19 258H21L20 256H19ZM71 258V257H70ZM69 258V259H70ZM86 260H88L87 262H85V259ZM157 258H159V259H157ZM222 258V257H221ZM231 258H233V256H232V254H231ZM241 258V257H240ZM65 259H68V258H65ZM73 259V258H72ZM72 259H70V260H72ZM146 259H148V260H146ZM164 259V258H163ZM146 260V261H145ZM173 260V259H172ZM223 260V259H222ZM230 260V259H229ZM144 261V262H143ZM173 261H175V260H173ZM172 261V262H173ZM227 260H225L224 262H226ZM246 260H244V262H245ZM148 262H153V260L152 261H148ZM147 262V263H148ZM161 262H162V260H161ZM166 262V261H165ZM171 262V261H170ZM179 262V263H180ZM184 262H186V261H184ZM232 261H230V262H226L225 264H227V263H231ZM236 262V258H235V261L233 262V264ZM249 262V261H248ZM3 263V262H2ZM150 263V264H151ZM180 263V264H181ZM187 263V262H186ZM185 263V264H186ZM69 264V263H68ZM72 264V263H71ZM75 264V263H74ZM78 264V263H77ZM82 264V263H81ZM146 264V263H145ZM153 264V263H152ZM176 264V263H175ZM222 264H223V262H222ZM236 264V263H235ZM248 264V263H247Z\"/></svg>","mask_w":264,"mask_h":264}]
</instances>
